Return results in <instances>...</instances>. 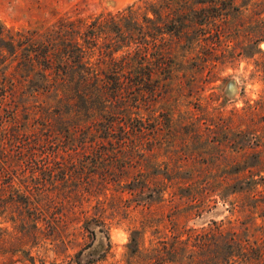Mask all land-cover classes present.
Returning a JSON list of instances; mask_svg holds the SVG:
<instances>
[{
	"label": "rangeland",
	"instance_id": "374dc122",
	"mask_svg": "<svg viewBox=\"0 0 264 264\" xmlns=\"http://www.w3.org/2000/svg\"><path fill=\"white\" fill-rule=\"evenodd\" d=\"M131 1L0 0V21L15 29L37 26L61 16L115 12L138 0ZM159 1L160 22L151 5L136 15L145 34L139 43L135 31L131 38L128 125L115 127L105 143L86 139L74 148L58 147L52 136L20 154L8 139L20 145L21 116L17 122L0 116V168L15 172L21 192L27 185L37 195L41 188V203L50 209L37 222L43 234L37 246L31 239L12 245L10 232L17 239L26 230L17 216L24 209L9 199L8 187L4 194L2 177L0 264H32L29 255L35 264H71L93 242L95 223L103 228L105 252L91 264H146L175 233L194 238L210 219L229 226L241 216L229 211L242 197L233 187L264 178V0ZM167 12L178 17L171 32ZM231 80L237 93L228 96ZM38 166L37 176H30ZM43 170L54 177L41 175ZM134 235L136 252L128 247Z\"/></svg>",
	"mask_w": 264,
	"mask_h": 264
},
{
	"label": "trees",
	"instance_id": "16d2710c",
	"mask_svg": "<svg viewBox=\"0 0 264 264\" xmlns=\"http://www.w3.org/2000/svg\"><path fill=\"white\" fill-rule=\"evenodd\" d=\"M228 4L234 7L233 2ZM150 5L160 22L164 5L159 0L156 3L138 0L115 12L105 11L89 17L61 16L50 24L17 29L0 21V116L7 113L15 122L21 116L20 133L16 137L20 145L8 139L10 146L23 154V149L32 150L35 144L49 143L52 136L58 147L67 143L74 148L76 143L85 144L86 139L105 143L115 127L128 125L131 38L135 31L138 43L144 39L145 29L137 23L136 15L144 16L143 9ZM167 13L170 22L165 25L171 32L178 17L176 12ZM157 28L160 30L154 27L156 31ZM155 47L154 54L158 57L160 47ZM142 52L139 45L137 60ZM94 130L104 135L92 139ZM30 156L36 162L37 157L33 153ZM37 168L30 176H37V171L41 170ZM14 173L8 166H2L0 181L5 177L4 194L8 187L9 199L24 209V214L18 212L17 216L23 220L26 230L17 239L15 233L10 232L13 236L10 243L24 245L31 239L34 247L39 244L35 242L39 233L43 237L42 226L37 222L49 212L46 207L49 203H41V188L35 195L27 185L23 192L15 187ZM42 174L50 179L54 177L49 171L43 170ZM241 181L232 192L242 193V197L229 210L237 211L241 215L238 219L228 220L227 227L222 220L210 219L208 227L194 238L189 235L183 239V232L175 233L173 240L154 252L146 264H264V178ZM260 186L263 189H259ZM0 214H4L3 210ZM10 219H16L14 213ZM94 225L93 242L80 250L71 264H91L103 256V228L98 223ZM4 231L0 222L1 246ZM131 246H134L132 252L138 250L136 235L128 243V247ZM28 259L35 264V257L29 255Z\"/></svg>",
	"mask_w": 264,
	"mask_h": 264
},
{
	"label": "water",
	"instance_id": "95a60500",
	"mask_svg": "<svg viewBox=\"0 0 264 264\" xmlns=\"http://www.w3.org/2000/svg\"><path fill=\"white\" fill-rule=\"evenodd\" d=\"M260 47H261V49L264 50V40H263L262 43L260 44ZM231 83L234 84V86H233V91H232V90L229 91V88H228V89L226 90V93H227L228 96H233L234 94L237 93L236 82H235L234 80H231Z\"/></svg>",
	"mask_w": 264,
	"mask_h": 264
},
{
	"label": "bare ground",
	"instance_id": "6f19581e",
	"mask_svg": "<svg viewBox=\"0 0 264 264\" xmlns=\"http://www.w3.org/2000/svg\"><path fill=\"white\" fill-rule=\"evenodd\" d=\"M132 1H134V0H132ZM132 1H131V3H132Z\"/></svg>",
	"mask_w": 264,
	"mask_h": 264
}]
</instances>
